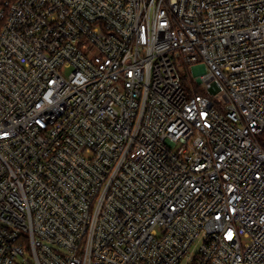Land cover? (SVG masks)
Here are the masks:
<instances>
[{"label":"built area","instance_id":"built-area-1","mask_svg":"<svg viewBox=\"0 0 264 264\" xmlns=\"http://www.w3.org/2000/svg\"><path fill=\"white\" fill-rule=\"evenodd\" d=\"M0 21V264H264V0Z\"/></svg>","mask_w":264,"mask_h":264},{"label":"rangeland","instance_id":"rangeland-1","mask_svg":"<svg viewBox=\"0 0 264 264\" xmlns=\"http://www.w3.org/2000/svg\"><path fill=\"white\" fill-rule=\"evenodd\" d=\"M70 70H65L63 73L67 76L69 74ZM202 241L195 242L192 247L189 250V254L187 255V258L184 259V261L181 264H189L191 259L194 257V255L198 252V249L200 247Z\"/></svg>","mask_w":264,"mask_h":264},{"label":"trees","instance_id":"trees-1","mask_svg":"<svg viewBox=\"0 0 264 264\" xmlns=\"http://www.w3.org/2000/svg\"><path fill=\"white\" fill-rule=\"evenodd\" d=\"M3 1H4V0H0V6L2 5ZM1 25H2V23H1V21H0V27H1Z\"/></svg>","mask_w":264,"mask_h":264}]
</instances>
